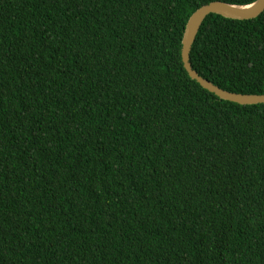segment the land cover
<instances>
[{"label": "trees", "instance_id": "16d2710c", "mask_svg": "<svg viewBox=\"0 0 264 264\" xmlns=\"http://www.w3.org/2000/svg\"><path fill=\"white\" fill-rule=\"evenodd\" d=\"M216 1L0 0V264H264V104L182 60ZM191 63L264 95V13Z\"/></svg>", "mask_w": 264, "mask_h": 264}, {"label": "water", "instance_id": "95a60500", "mask_svg": "<svg viewBox=\"0 0 264 264\" xmlns=\"http://www.w3.org/2000/svg\"><path fill=\"white\" fill-rule=\"evenodd\" d=\"M264 13V0H257L246 6L232 5L221 1L212 2L198 9L189 19L183 37L182 60L189 76L202 88L215 94L221 100L240 105L264 104V95H252L229 92L202 77L194 70L191 53L197 36L210 15H220L233 20H252Z\"/></svg>", "mask_w": 264, "mask_h": 264}]
</instances>
